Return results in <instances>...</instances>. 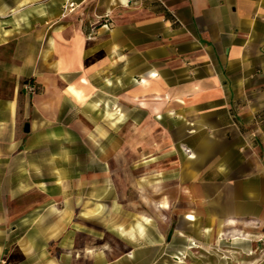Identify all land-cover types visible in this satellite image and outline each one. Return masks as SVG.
Instances as JSON below:
<instances>
[{"label":"crops","instance_id":"crops-1","mask_svg":"<svg viewBox=\"0 0 264 264\" xmlns=\"http://www.w3.org/2000/svg\"><path fill=\"white\" fill-rule=\"evenodd\" d=\"M120 1L134 24L70 39L0 7V264L264 245V0Z\"/></svg>","mask_w":264,"mask_h":264},{"label":"rangeland","instance_id":"rangeland-1","mask_svg":"<svg viewBox=\"0 0 264 264\" xmlns=\"http://www.w3.org/2000/svg\"><path fill=\"white\" fill-rule=\"evenodd\" d=\"M0 7L11 8V11L4 9L1 12L3 17L12 15V18L7 17L6 20L28 23V30L34 31L42 28L43 25L46 27V33L59 28L64 31L67 39L81 32L96 37L109 36V29L121 31L134 24L126 23L134 15L123 11L124 4L120 0H111L110 4L109 0H0ZM22 30L24 29L19 25V31ZM15 46V43L11 44L12 48ZM35 92L37 87L35 91H29V93ZM246 233L235 236L228 232L219 238L218 241L222 245L221 252L217 255L213 251L210 252L209 255L213 256L204 257L203 260L206 261L203 264H237V259L235 260L237 253L233 250L234 247L242 250L241 264H264V245L254 242L257 243V247L254 251H250L249 246L252 241L258 240ZM227 247H231L230 251H227ZM250 254L253 255L252 259L249 257Z\"/></svg>","mask_w":264,"mask_h":264},{"label":"built area","instance_id":"built-area-1","mask_svg":"<svg viewBox=\"0 0 264 264\" xmlns=\"http://www.w3.org/2000/svg\"><path fill=\"white\" fill-rule=\"evenodd\" d=\"M27 90H29L30 92H33V91H35V87L34 86H28Z\"/></svg>","mask_w":264,"mask_h":264}]
</instances>
